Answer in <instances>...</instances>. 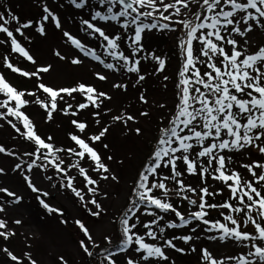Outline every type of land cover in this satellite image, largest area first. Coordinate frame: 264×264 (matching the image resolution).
Here are the masks:
<instances>
[{"label": "rangeland", "instance_id": "obj_1", "mask_svg": "<svg viewBox=\"0 0 264 264\" xmlns=\"http://www.w3.org/2000/svg\"><path fill=\"white\" fill-rule=\"evenodd\" d=\"M77 2H80V0H77ZM172 2L174 0H165V3ZM190 4V9H182L185 15L172 16L170 21L159 18L155 21L145 19L144 23L156 22L160 25L169 23L170 29L146 30L142 34L139 50H137L135 56H132L133 48L129 46L132 41L129 36L134 34L135 26L125 30L115 22L104 24L100 21H91L94 11L106 12L107 5L101 7L99 0H87L85 6L81 9L75 8L70 0H0V14L10 20V23L5 26L14 32L15 38L36 61L33 64L19 54L13 53L10 41L0 44V75H3L6 81L17 90L25 93H36L35 97L25 95L24 99L30 103L21 111L33 122L38 135L56 148H75L76 145L70 139L71 135H78L87 140L88 137L98 134L101 129L107 127L109 129L107 134L100 142L92 146L99 152L103 162L110 169V172L106 175L116 177L115 180L111 178L101 180V173L92 170L91 162L82 161L81 164L88 170V174L98 182L95 186L97 188L96 194L93 195L87 190L88 187L93 186H86V182L80 176L79 171L71 167L77 157L66 152L58 154L64 161L62 167L68 170V177L74 178L73 186L81 190L85 201L95 199L101 205V214L93 216L91 212L97 211L95 206L81 202L70 189L62 187V181L66 183L67 178L61 173H57L51 165H47V161L35 160L34 156L25 155V153L33 152L35 145L19 135L7 120L0 119V146L5 147L7 152L13 153L11 156L0 153V169H3V172L0 173V189H7L9 192L15 193L16 197L21 198L19 203H15L13 197L0 192V207L5 209L4 212H0V219L6 222L7 231L15 233L8 240L0 238V249L7 247L20 258L22 264H29V255L37 264H61L60 257H63L67 264H101L102 257L94 255L90 258L80 249V241L84 240L94 253H99L109 246H112L111 248L117 247V249H112V251L118 253L115 257L116 264H126L128 258L139 259L141 254L136 253L133 249H129L127 253L119 252L121 228L119 221L130 207L129 201L133 198L132 191L138 175L145 164L148 163L160 136V130L169 126V121L176 111L178 103L176 85L178 84L179 72L182 70L184 63L178 44L185 32L183 26L176 21L194 19L192 13L201 11L197 0H190ZM158 6L162 8V5ZM45 7L59 18L61 28H56L51 18L47 21L43 20V17L47 15L43 11ZM118 10L119 6L113 9L114 12ZM170 12L165 13V15H169ZM156 15L159 17L158 13ZM12 16H15L17 20H11ZM237 18H239V15ZM83 20H90L97 24L110 36L120 35L119 50L132 60H140V74L145 76V80L137 84L135 73H127L123 70H108L98 61L92 59L91 56H84L83 53L72 46L70 41L63 35L65 31L79 39L86 47L93 49L106 63H117L106 54V42L99 38H93L88 34L82 24ZM26 23L31 26L21 29L24 33L23 36L15 32L16 27ZM40 26L44 27L45 34L43 35L37 31ZM230 38L237 39L241 50L246 47L249 53L256 51L259 47H264V29L256 25L253 26V31L247 33L245 37L233 34ZM6 39V35L0 33V40ZM245 41H247L246 45ZM224 46L226 50L230 48L228 45ZM199 48L200 45L194 42V49L198 52ZM5 57L14 66L29 73L35 72L39 67H49L50 70L39 74L38 77H23L5 67ZM154 57H160L165 61L164 71L158 70V64ZM74 59H79L81 63H72ZM199 67L202 71L207 70L203 65ZM97 73L107 76V79L100 81L97 78ZM39 84L51 87L54 90L73 88L84 84L94 87L97 92L106 93L111 99L98 101L100 107L96 108L79 92L74 93L72 96L62 94L63 99L58 98L57 110L53 112L52 119L49 120L45 109L32 102L36 98L45 102L48 101L47 95L38 88ZM114 84L126 85V89L114 88ZM141 95L145 97L147 103L141 102ZM6 99L7 97L0 94V102ZM81 103H89V107L79 109L78 105ZM69 105L72 107L69 108ZM9 106L14 107V102L10 103ZM66 111L67 114H65ZM4 112H6V108H0V113ZM73 112L76 115H72ZM142 112H146L148 115H141ZM97 113L99 115H96ZM122 113L134 116L135 121H130L125 125L113 119V117L120 116ZM8 119L18 123L23 131V127L19 125V122L12 117H8ZM73 120L86 123V131L80 133L72 123ZM137 128L141 130L139 135L135 131ZM48 137H52V139L49 141ZM104 145L108 147L105 148ZM231 155L233 163L230 168L240 172L246 179H249L250 176L241 166L242 164L252 161L264 163V156L256 149L245 151L243 154L235 153ZM108 157H112V159L109 160ZM32 161H35L37 165L45 164L47 167H33V170L29 172L27 165ZM17 164L21 165L19 169H16ZM25 175L31 178L34 185L40 189V193H34L28 188L24 180ZM164 175H167L166 171L161 169L160 176ZM50 176L52 179H48ZM179 179L183 180L186 186H191L197 190L201 187H208L211 192L217 193L215 196L206 197L209 203L220 204L219 202L228 200V198H224L226 195L229 196L228 190L220 182L212 180L211 177L203 180L205 183L200 184H195L185 173ZM167 183L168 186L172 185L169 188H175L174 182L168 181ZM42 193H47V195H41ZM156 194L162 197L159 190H156ZM185 194L190 199L199 200L197 195ZM38 196L40 199H44L50 207L59 211L55 213L47 212L40 205ZM169 199L186 218H188L189 213L199 210L191 205L188 200L180 199L172 193H169ZM150 210L155 211L158 216L164 217L163 220L159 221V226L165 228L164 237L173 240V243L178 248H183L184 252L179 253L173 249L165 248L166 254L170 257L168 262L152 260L150 262L140 261V264H172V262L174 264H206L201 258L202 249H207L215 259L223 260L225 264H236L235 259L230 260L228 258L246 254L249 250L243 244L230 239L220 241L219 232L205 231L207 226L198 221H193L186 227L167 228L169 222L179 223L175 214L171 212L160 213L159 210L155 209ZM207 211L209 215L206 218L211 223H228L223 219L221 213L224 215L231 214L234 218H237L235 213H229L227 210L220 208L208 209ZM211 212L219 213L218 217L211 216ZM136 216L139 217V222H137L135 231L144 236L146 242L162 246L163 240L152 241L146 235L148 229L143 227L144 223L152 221L154 217L146 215L143 207H141L140 212H137ZM17 220L21 223H15ZM77 220L85 224L95 244L100 245V248H96L87 241V238L75 223ZM133 221H136V217H133ZM261 223L264 224V221H261ZM193 228L196 229L195 232H193ZM152 230L157 231L159 235L157 226H153ZM243 230L254 233L252 226ZM187 235L194 237L187 244L176 239V237ZM211 236L217 238L210 239ZM105 237L112 240L111 245L106 243ZM245 243L250 244L251 242ZM193 247L197 251L193 252L191 250ZM0 264H14V262L0 251Z\"/></svg>", "mask_w": 264, "mask_h": 264}, {"label": "snow or ice", "instance_id": "obj_2", "mask_svg": "<svg viewBox=\"0 0 264 264\" xmlns=\"http://www.w3.org/2000/svg\"><path fill=\"white\" fill-rule=\"evenodd\" d=\"M70 3L75 8L81 9L87 3V0H70ZM100 6L107 5L106 12L94 11L91 21H100L104 24L109 22L118 23L125 30L134 27V34L129 36L132 41L130 47L133 48L132 56H135L142 41V34L146 30L160 28L161 30L170 29L169 23L162 25L151 22L144 23L145 19L152 21L157 18L164 21H170L172 16H183L185 13L182 9H190V0H174L172 3H165V0H99ZM197 4L201 11L192 13L194 19H181L176 21L183 26L185 30L183 38L179 40L178 47L183 55L184 63L182 70L179 72V81L177 88L178 103L176 112L173 118L169 121V126L160 130V136L157 139L148 163L145 164L143 170L139 173L138 179L132 191V199H130V207L128 211L120 219V242L119 252L127 253L129 249H133L136 253L141 254L139 259L128 258L126 264H140V261L150 262L152 260L168 262L170 257L166 254L165 248L173 249L176 252L183 253V248H178L173 240L166 239L163 235L165 228L159 226V221L163 220V216H158L155 211L160 213H174L178 218L179 223L169 222L167 228L186 227L193 221H198L207 227L205 231L219 232V240H233L243 244L248 248L246 254L238 257H229L235 259L236 264H264V163L252 161L244 163L241 166L247 171L250 178L246 179L240 172L231 169L233 163L231 154L240 153L256 149L264 156V47H259L256 51L249 53L245 47L241 50L239 41L230 38L234 35L245 37L247 33L253 31V26H259L264 29V0H197ZM158 5H162V8ZM119 6V10L114 12L113 9ZM171 10V12H170ZM47 15L43 17L44 21L51 20L55 23L56 28H61L59 18L53 14L47 7L43 9ZM165 15V13H169ZM159 14L157 17L156 14ZM239 15V18H237ZM123 18V19H122ZM15 21V16L11 17ZM0 33L6 35V40H0V44L10 41L11 51L19 54L26 60L36 63L29 52L15 38L14 32L5 25L10 23V20L0 14ZM90 20H83L82 24L85 30L93 38H99L106 42L105 52L116 64L106 63L98 56L95 51L85 46L79 39L73 37L69 32L65 31L63 35L70 41L71 45L78 49L84 56H91L92 59L98 61L104 68L112 71H125L127 73H135L137 75L136 83L139 84L145 80V76L140 74V60H132L129 56L120 51L119 41L120 35L110 36L105 30L97 26ZM30 24H23L15 28V32L21 36L24 35L22 28H29ZM37 31L43 35L45 30L43 26L37 28ZM194 42L200 45L198 52L194 49ZM247 41H245V45ZM224 45L230 46L226 50ZM59 55V53H57ZM158 64V70H165V61L160 57H154ZM5 67L13 73H18L23 77H38L41 73H46L50 70L49 67H39L33 73H29L19 69L4 58ZM74 64H79V59L72 61ZM203 65L207 70L202 71L199 67ZM97 78L100 81H105L107 76L97 73ZM167 79V77H165ZM114 88H125L126 85L114 84ZM38 88L47 95L48 101L45 102L36 98L33 103L39 105L47 112V118L52 119L53 112L57 110V100L63 99L62 94L72 96L79 92L84 95L86 100L92 106L99 108L103 99L110 100L111 97L106 93L97 92L92 86L80 84L73 88H64L54 90L51 87L39 84ZM0 94L7 97L6 100L0 102V108H6V112L0 113V119L7 120L10 126L25 140L32 142L35 145L33 152L25 153L28 156H34L35 160H45L47 165H51L57 173H61L67 178V182L62 181L61 186L70 189L71 192L85 204L94 205L97 211L91 212L93 216L101 214V205L95 199L85 201V197L81 190L73 186L72 177H68V170L62 167L64 161L58 155L66 152L71 156L77 157L76 161L71 164L72 168L79 171L88 187V192L96 194L97 180L93 179L88 170L82 166V161L91 162L92 170L101 173V180L112 179L106 175L110 172L109 167L103 162L99 152L93 147L97 142L107 134L109 129L104 127L98 134L81 138L78 135H71L70 139L76 145L75 148L63 149L56 148L53 144L41 138L36 130L33 122L29 117L21 111L30 102L24 99L25 95L36 96V93L17 90L8 83L3 75H0ZM143 103L147 100L143 95L140 96ZM14 102V107L9 104ZM69 108L72 106L69 105ZM89 107V103H81L79 109ZM163 107V106H161ZM67 114V111L65 112ZM72 115H76L75 112ZM96 115H99L97 113ZM141 115L147 116L148 113L142 112ZM12 117L15 121L8 119ZM114 120L122 122L125 125L130 121H135L132 115L121 114L113 117ZM72 123L80 133L86 131V123L73 120ZM136 133L139 135L141 130L137 128ZM52 137H48L50 141ZM107 148V145H104ZM0 153L13 155L7 152L5 147L0 146ZM51 157V158H49ZM109 160L112 157H108ZM178 162L185 165L186 171L190 175H198L201 180H206L211 177L212 180L218 181L224 185L229 192L228 200L216 204L209 203L206 197L217 195L211 192L208 187H201L199 190L186 186L183 180L179 179L183 175V171L178 169ZM47 165L35 164L32 161L27 165V170L31 172L33 167L46 168ZM21 167L16 165V169ZM169 169V174L160 176L161 169ZM3 169H0V173ZM159 177V179H157ZM151 178V179H150ZM52 179V177H48ZM28 188L34 193H40L27 175L24 176ZM168 181L175 183V188H169ZM159 190L161 195L156 194ZM6 195L13 197L15 203L20 202V197H16L15 193L9 192L7 189H0ZM169 193H173L176 197L188 202L198 208V211L189 213L186 218L174 205L170 202ZM185 193H192L199 197V200L190 199ZM41 195L46 196L47 193ZM39 200L40 205L49 213L58 212V209L50 207L44 199ZM234 202V203H233ZM141 207L148 216L154 219L148 223H144L143 227L148 229L147 237L152 241L158 239L163 240V245L156 243H148L144 236L138 234L134 229L137 227L139 217L136 216L140 212ZM224 209L233 215H223V219L228 223H211L206 217L209 215L208 209ZM5 209L0 207V212ZM62 214V213H61ZM136 217V221H133ZM15 223L20 224L17 220ZM79 230L87 238L90 244L96 248L100 245L95 244L89 229L79 220L75 222ZM231 225V226H229ZM153 226L158 227L157 231L152 230ZM252 226L254 233L243 229ZM196 231L195 228L192 229ZM15 235L13 232L7 231V224L0 219V238L8 240ZM198 239V237H196ZM210 239L217 237L211 236ZM176 239L182 240L185 244L191 242L194 237L180 236ZM108 245L112 244L109 237H105ZM245 242H251L245 243ZM80 249L88 257L98 255L102 257L101 264H116L115 257L117 252L109 248L102 249L99 253H94L90 250L88 244L84 240L80 241ZM197 251L195 247L191 249ZM14 264H22L19 257L13 254L7 247L0 249ZM202 261L206 264H225L223 260L215 259L207 249L201 250ZM61 264H67L63 257H60ZM29 264H37V262L28 256ZM174 264V262H172Z\"/></svg>", "mask_w": 264, "mask_h": 264}, {"label": "trees", "instance_id": "obj_3", "mask_svg": "<svg viewBox=\"0 0 264 264\" xmlns=\"http://www.w3.org/2000/svg\"><path fill=\"white\" fill-rule=\"evenodd\" d=\"M178 76V75H177ZM178 81H179V76H178V79H177ZM176 91H177V94L179 93V89L177 88V85H176ZM177 110V109H176ZM176 112V111H175ZM175 114V113H174ZM38 132V131H37ZM38 134V133H37ZM178 169H181L182 171L185 169V165H183V163L182 162H178ZM162 170H165L166 171V174L168 175L169 174V169H162ZM183 173H185L186 174V176L189 178V179H192L193 181H194V183L195 184H200V183H205L203 180H201V178L198 176V175H190V174H188L186 171H183ZM173 182V181H172ZM170 187H172V185H169ZM204 186V185H203ZM173 194V193H172ZM229 196L228 195H226L224 198L226 199V198H228ZM225 201H227V200H225ZM225 201H223V202H225ZM223 202H219V203H223ZM212 211V210H211ZM218 215H219V213H217V212H211V216H214V217H218ZM134 231H135V229H134ZM112 246H109V247H107V248H109L110 250H112V249H117V247L116 248H111Z\"/></svg>", "mask_w": 264, "mask_h": 264}]
</instances>
